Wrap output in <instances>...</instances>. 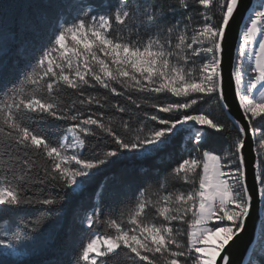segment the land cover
Segmentation results:
<instances>
[{"label":"snow or ice","instance_id":"snow-or-ice-1","mask_svg":"<svg viewBox=\"0 0 264 264\" xmlns=\"http://www.w3.org/2000/svg\"><path fill=\"white\" fill-rule=\"evenodd\" d=\"M217 133L226 147L206 149ZM182 139L189 154L131 195L98 182L164 163ZM89 189L77 219L69 205ZM249 225L242 264H264V0L0 8V264H231L225 249Z\"/></svg>","mask_w":264,"mask_h":264},{"label":"trees","instance_id":"trees-1","mask_svg":"<svg viewBox=\"0 0 264 264\" xmlns=\"http://www.w3.org/2000/svg\"><path fill=\"white\" fill-rule=\"evenodd\" d=\"M27 3V0H0V8L4 9L9 16H14L19 14L24 10V5ZM103 91V90H101ZM119 99V98H115ZM174 99V98H173ZM199 107L202 109H207L212 112L213 116L219 118L220 120H224V117L219 113L216 105L214 103L202 104ZM167 115V114H165ZM59 123V122H54ZM211 131V130H209ZM232 136L236 135V130L233 128L231 134ZM186 141L184 139L180 140L176 145H174L170 152L172 153L171 157L165 159L164 163L157 161L155 159L138 161L134 163H125L124 165L117 166L115 168H111L106 173L105 177L98 178V182L101 184L107 182L109 185V189L112 192H121L123 198V194L127 193L131 195V190L136 187L142 185L145 180L151 178L156 179V173L150 172L152 169H159L161 175L165 173L167 169H170L184 157H186L189 153L185 151ZM188 148L192 146L187 145ZM226 147V140L219 133L215 134V138L212 139L210 145H206L205 148H210L211 150L220 152ZM198 155V153H197ZM149 173V175H146ZM182 183L176 182L174 179L169 178L168 186L169 190L173 188H179ZM94 187V186H93ZM106 203L111 206L115 203L113 197L111 195H106L105 197ZM79 204L80 208L77 211V219L83 216L84 211H87L91 208L93 204V198L91 197V189L88 190L82 197L73 198L71 204L69 205L70 209L77 208ZM37 212V209H29L24 214L26 216H33ZM82 235L79 231L78 224L75 226L70 234L68 247L65 249L66 255L63 257L64 259L69 258V254L72 251V246L78 241L79 237ZM42 256H36L34 259H41ZM15 259V258H10Z\"/></svg>","mask_w":264,"mask_h":264},{"label":"water","instance_id":"water-1","mask_svg":"<svg viewBox=\"0 0 264 264\" xmlns=\"http://www.w3.org/2000/svg\"><path fill=\"white\" fill-rule=\"evenodd\" d=\"M235 41H236V26H233L232 42L235 43ZM229 102L232 104V118L240 119L241 117L239 110L236 107L231 95H229ZM246 155L249 161L253 159L251 151H248ZM251 240H252V226L249 225L248 233L247 234L242 233L241 237L235 238V240L230 242L229 246L225 249V251H228V249L231 248V253H230L231 264H242V261L244 260L246 255V250L249 247V243Z\"/></svg>","mask_w":264,"mask_h":264},{"label":"rangeland","instance_id":"rangeland-1","mask_svg":"<svg viewBox=\"0 0 264 264\" xmlns=\"http://www.w3.org/2000/svg\"><path fill=\"white\" fill-rule=\"evenodd\" d=\"M189 187V185H184V184H182L179 188H177V189H186V188H188Z\"/></svg>","mask_w":264,"mask_h":264}]
</instances>
